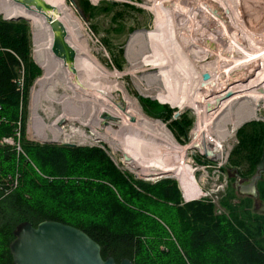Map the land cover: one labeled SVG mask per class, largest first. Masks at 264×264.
<instances>
[{
	"label": "rangeland",
	"instance_id": "obj_1",
	"mask_svg": "<svg viewBox=\"0 0 264 264\" xmlns=\"http://www.w3.org/2000/svg\"><path fill=\"white\" fill-rule=\"evenodd\" d=\"M57 1L69 30L67 38L74 40L85 53L93 69L100 70L103 76L99 81L104 91L88 96L62 82L61 76L47 78L42 86L41 83L36 85L43 70L35 60L42 62L48 34L43 28L36 35L27 20L31 59L41 74L29 90L24 134L16 123L13 135L0 138V146L15 150L16 156H25L23 141L37 145L63 146L67 143L74 148H96L131 182L156 184L158 189L173 182L179 194V206L192 201L211 203L213 218L222 216L225 221L234 223L233 215L246 212L245 202L250 199V211L264 213L258 197L243 190L249 178H240L237 169L228 163L229 153L237 144L236 130L248 122L264 124V0ZM5 4L0 2V14L8 18L11 8ZM143 57L148 58L146 67L150 70L139 73L137 65ZM160 64L163 67L156 68ZM206 72L216 78L215 86L204 82L208 79H204ZM51 81L57 85L64 83L68 89L64 91L57 86L61 89L55 90L51 95L53 99L41 102V92L47 98L46 90ZM73 91L79 99L71 98ZM199 94L218 98L215 107L218 110L207 109V113L202 114L201 126L195 108ZM122 100L126 104L125 111L134 113H126L129 119L130 116L135 119L125 120L124 113L117 108L122 107ZM98 105L103 108L98 109ZM93 106L96 111L91 118ZM112 107L118 111V117H109V111H114ZM176 112L178 116L174 117ZM75 113H78L76 117L80 118V123L64 118H74L71 114ZM89 119V125H82ZM174 120L182 122L180 128L173 124ZM156 121L163 127L153 124ZM186 122H189L187 127ZM125 125L158 133L172 140L177 147H185L179 155L184 156L183 165L190 168L196 195L187 194L186 185H182L175 174L159 173L161 169L157 165L150 167L152 170H144L147 161L137 158L138 152L133 147L122 145L119 133H124ZM70 127L77 128V132H72ZM96 132L104 136L98 138ZM5 138L14 144L6 143ZM131 141L127 139L126 142ZM203 142L206 147L202 148ZM218 149L219 152H211ZM130 155L134 157H127ZM140 157H144L143 154ZM148 172L158 173L149 175ZM7 176L10 181L0 183L1 198L4 192L8 194L19 185L17 171ZM136 189L144 193L139 187ZM146 194L156 198L151 193Z\"/></svg>",
	"mask_w": 264,
	"mask_h": 264
},
{
	"label": "trees",
	"instance_id": "obj_2",
	"mask_svg": "<svg viewBox=\"0 0 264 264\" xmlns=\"http://www.w3.org/2000/svg\"><path fill=\"white\" fill-rule=\"evenodd\" d=\"M40 74L31 59L27 20L0 14V138L13 135L16 123L24 134L29 90ZM178 123L173 121L180 128ZM236 137L228 163L240 178H251L264 148V124L244 123ZM22 143L25 156L0 146V178L19 174L17 188L0 199V264H13L8 244L15 226L22 221L36 226L43 220L81 229L99 244L102 258L112 256L116 262L264 264V213H252L250 199L246 212L233 215L232 223L213 218L211 203L177 205L173 182L158 189L129 181L96 148ZM256 186L264 209V174Z\"/></svg>",
	"mask_w": 264,
	"mask_h": 264
},
{
	"label": "bare ground",
	"instance_id": "obj_3",
	"mask_svg": "<svg viewBox=\"0 0 264 264\" xmlns=\"http://www.w3.org/2000/svg\"><path fill=\"white\" fill-rule=\"evenodd\" d=\"M43 1L45 3H47V4H49L53 8L54 15L59 20V22H61L62 25L64 26V28L66 30V33L69 34V30L67 28L66 22L61 17V14H60L61 8H60L59 1H57V0L56 1L43 0ZM0 2H6L9 5V7L11 8L10 11H8L9 12V15L7 16L8 18H9V16L10 17L24 16V17L27 18V20H29L30 26L32 28V31L34 33H36V35H37V32L42 30L43 28L46 30L45 32H47V34H48L47 35V39H46L47 43H46V47H45L46 51L44 50L45 53H44V55L42 57V62H39L38 60H35V62L43 70V74H42L41 78L39 80H37L36 85H40V83H41V86H42L44 84V81L47 78H54V77H57V76H61L62 80H63L62 82H67L68 85L72 86L73 88H77L76 90H81L82 92H84L88 96H91V95L96 94V93L99 94V93L104 91V87L101 84V81H99L100 78L102 79V76H103L102 73L98 69H93V67L88 63V61H87L88 59H86L85 55H84L85 53L83 54L82 53L83 51L77 46V44H75L73 42L74 41V40H72L73 37H71L72 41H70L69 38H67V43L69 44V46L75 52V58H74L73 62L69 64V63H65L61 58L56 57L51 52L52 33L50 31L48 22L46 21L45 17L42 14H39V13L35 12L33 8H31L30 10H27L25 7H23L22 5L17 3L16 0H0ZM7 4H5V5H7ZM36 43L37 42H35V44ZM43 48H44V45H43ZM141 49H142V47H141ZM40 51L38 50L39 54H41ZM39 57H41V56H39ZM143 58L144 59L141 60L138 63V65H137V66H139V71H140L139 73H141V72L145 73V72L150 70L149 67H146L149 64L148 63V58L147 57H143ZM159 67L161 68V67H163V65L160 64L156 68H159ZM141 75H143V74H141ZM201 75H203V73H201ZM212 76L213 75H211V74L209 75L207 73L206 77L208 79L204 80V82L206 81L207 83L211 84L212 86H215L217 84L215 82L216 78L214 76L213 77ZM68 78H69V80H68ZM57 86H60L62 89H64V91H66L68 89L66 87L67 85L65 86L64 83H61V85H59V83H58V85H57L56 83H53V81H51L50 87L46 90V92L48 93V94H46L47 98H45L44 97L45 95H43V93L41 92V102L45 101L47 103L49 99H53L51 97V95L55 93V90L57 88H60V87H57ZM246 87H248V86H246ZM240 92H242V91H240ZM243 92H245V91H243ZM233 93L237 94V92H233ZM233 93H232V95H234ZM230 95H228V96H230ZM220 96H223V94H220ZM79 97L80 96L75 95V92H74V95L71 98H73V99H77L78 98L79 99ZM96 97L97 98H101L98 95H96ZM236 97H237V95H236ZM262 97H264V96H262ZM217 99H218L217 97L216 98H210L206 94H199L198 95V97H197V105H196L197 107H195V108H196V111H197L196 114L198 115L197 116L198 117V122H200L199 126H201L202 114L203 113H207V111H208L207 109H209V111L212 110V109L218 110V109L215 108L217 106L216 103L218 102ZM113 101H115V99ZM122 101H123L122 102V107H117V108L121 112L124 113L125 120H128L129 116L126 113L127 112H130L131 114H134V113H132L131 111H125L126 110L125 109L126 108V104H125L124 100H122ZM102 108L103 107L98 105V109H102ZM112 109L114 111H109V117H112V118L118 117V115H117L118 111L114 107H112ZM91 111H92V116H91V118H92L94 113H95V111H96V106H93ZM71 115L74 116V118H69V117H64V116L63 117L67 118V119H72L75 122H79L80 118L76 117L78 115V113L77 114L75 113V115L74 114H71ZM141 116L142 115L140 113V117ZM131 118L135 119L134 116H130V119ZM141 118L144 119L143 116ZM90 119L88 120V122L86 124H82V125H84V126L85 125H89L90 124ZM153 124H155L157 127H161V128L163 127L159 121H156ZM142 125H143V123H142ZM70 128H71L72 132H77V128H73V127H70ZM118 132H120V131H118ZM96 135L98 136V138H101L102 136H104V134L103 135H98V132H96ZM119 135L123 139L122 145H125L126 148H127V144L130 147H133L134 148L133 150L138 152L137 153V156H138L137 158H141V159L144 158L147 161V166H144V170L145 169H147V170L151 169L152 170V168H150V167H152L154 165H157L159 167V169H161L159 173H161V172H164V173L170 172V173L175 174L179 178L180 183L182 185L183 184L186 185V189L188 190L187 194H189L191 196L196 195V190H197L196 183H195V181L192 178V173L189 170L190 168L188 169L187 165H183L184 164V161H183V157L184 156L183 155H179V153H182V152L185 151V147H177L178 145L174 144L172 140H168L164 136H160L158 133L154 134L151 131H149V132H146L145 130L143 131L142 129H140L137 126H134V125H125L124 133L120 132ZM195 135H197V134H195ZM200 135H201V133H198V136H200ZM124 139L126 141H127V139L128 140L130 139L132 141L127 143L126 141H124ZM131 144H134V145L131 146ZM207 144H208V142H207ZM219 144H220V142H219ZM204 146L206 147L205 142H203L202 148ZM186 148H188V147H186ZM219 151H220L219 149L216 150V151L215 150H211V152H219ZM141 154H143L144 157H140ZM127 157H129L131 159L134 156L130 155V156H127ZM155 173H158V172H154V173L153 172H150V173L148 172L149 175L150 174H155Z\"/></svg>",
	"mask_w": 264,
	"mask_h": 264
},
{
	"label": "water",
	"instance_id": "obj_4",
	"mask_svg": "<svg viewBox=\"0 0 264 264\" xmlns=\"http://www.w3.org/2000/svg\"><path fill=\"white\" fill-rule=\"evenodd\" d=\"M27 10L31 8L42 14L52 33L51 52L65 63H72L75 52L67 43V33L56 18L53 8L43 0H16ZM23 18L24 16L6 19ZM206 76H204V79ZM174 117L178 113H174ZM63 145L72 146L64 143ZM264 174V148L255 172L243 188L251 195H257V182ZM8 250L13 264H133L128 258L118 262L112 256L102 258L100 246L81 229L54 220H43L36 226L29 221L18 223L12 231Z\"/></svg>",
	"mask_w": 264,
	"mask_h": 264
},
{
	"label": "built area",
	"instance_id": "obj_5",
	"mask_svg": "<svg viewBox=\"0 0 264 264\" xmlns=\"http://www.w3.org/2000/svg\"><path fill=\"white\" fill-rule=\"evenodd\" d=\"M18 83H19V87H21L22 86V76L20 77V78H18ZM6 143H10V144H14L13 142H11V141H9L8 140V138H5V139H3ZM15 149L18 151L19 150V146L17 145V146H15ZM10 177H5V178H0V183H1V181H3V182H5V183H8L9 181H10ZM7 194V192H4V194L3 195H6ZM0 199H1V197H0Z\"/></svg>",
	"mask_w": 264,
	"mask_h": 264
},
{
	"label": "crops",
	"instance_id": "obj_6",
	"mask_svg": "<svg viewBox=\"0 0 264 264\" xmlns=\"http://www.w3.org/2000/svg\"><path fill=\"white\" fill-rule=\"evenodd\" d=\"M4 19H6L5 17H3ZM250 179V178H249ZM248 184H246L245 186H247ZM245 186H243V188L245 187ZM257 187V186H256ZM246 192V191H245ZM248 194H250L249 192H248ZM251 195V194H250ZM251 196H253V195H251ZM255 196H257L258 197V190H257V195H255ZM258 199H259V197H258Z\"/></svg>",
	"mask_w": 264,
	"mask_h": 264
}]
</instances>
